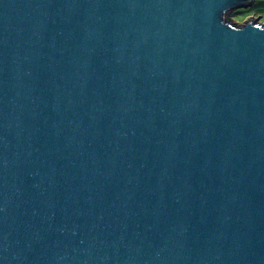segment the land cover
Here are the masks:
<instances>
[{"label":"water","instance_id":"obj_1","mask_svg":"<svg viewBox=\"0 0 264 264\" xmlns=\"http://www.w3.org/2000/svg\"><path fill=\"white\" fill-rule=\"evenodd\" d=\"M253 0H0V264H264Z\"/></svg>","mask_w":264,"mask_h":264},{"label":"rangeland","instance_id":"obj_2","mask_svg":"<svg viewBox=\"0 0 264 264\" xmlns=\"http://www.w3.org/2000/svg\"><path fill=\"white\" fill-rule=\"evenodd\" d=\"M260 3L252 4L247 7H239L233 9L229 17L235 22L236 24H242L251 16L259 17L260 22L264 23V16L261 14L263 10L260 8ZM261 11V12H260Z\"/></svg>","mask_w":264,"mask_h":264},{"label":"crops","instance_id":"obj_3","mask_svg":"<svg viewBox=\"0 0 264 264\" xmlns=\"http://www.w3.org/2000/svg\"><path fill=\"white\" fill-rule=\"evenodd\" d=\"M256 3H260V8L263 10V12H261V14L264 16V0H253V4H256Z\"/></svg>","mask_w":264,"mask_h":264}]
</instances>
